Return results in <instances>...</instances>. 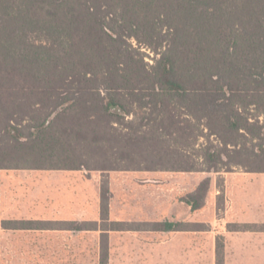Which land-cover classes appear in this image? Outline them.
I'll list each match as a JSON object with an SVG mask.
<instances>
[{"label": "trees", "instance_id": "1", "mask_svg": "<svg viewBox=\"0 0 264 264\" xmlns=\"http://www.w3.org/2000/svg\"><path fill=\"white\" fill-rule=\"evenodd\" d=\"M142 45L158 55L153 64ZM181 118L203 125L198 136L207 143L198 166L171 170L264 172V0H0V170L90 169L88 153L114 139L155 155ZM211 186L205 178L181 199L202 210ZM182 227L164 221L151 229ZM217 264H224L221 237Z\"/></svg>", "mask_w": 264, "mask_h": 264}, {"label": "rangeland", "instance_id": "2", "mask_svg": "<svg viewBox=\"0 0 264 264\" xmlns=\"http://www.w3.org/2000/svg\"><path fill=\"white\" fill-rule=\"evenodd\" d=\"M141 50L153 64L158 55L145 45ZM180 121L168 137L170 144L157 145L155 155L144 144L125 146L114 139L85 155L90 169L0 170V264H100L104 256L110 264H216V244L232 203L230 195L221 193L226 174L171 170L178 164L198 166L207 143L198 136L203 125L189 118ZM208 177L212 186L206 207L193 211L181 198ZM19 219L51 220L48 227L53 229L2 226L3 220ZM66 221L86 229H66ZM164 221L193 230L107 231L115 226L150 228Z\"/></svg>", "mask_w": 264, "mask_h": 264}, {"label": "crops", "instance_id": "3", "mask_svg": "<svg viewBox=\"0 0 264 264\" xmlns=\"http://www.w3.org/2000/svg\"><path fill=\"white\" fill-rule=\"evenodd\" d=\"M224 175V193L225 195H230L232 201L224 216L226 227L219 235V238L221 237L224 243V264L230 262L231 258L235 259V264H264V230L244 229L233 231L228 228V225L232 223L264 225V172L249 171L243 167H235L232 171L224 172ZM124 230L166 232L157 229L153 230L151 227L142 228V226L124 228L122 230L108 229L107 231ZM192 230L183 224L181 230L171 232ZM107 259L108 264H110L108 256Z\"/></svg>", "mask_w": 264, "mask_h": 264}]
</instances>
